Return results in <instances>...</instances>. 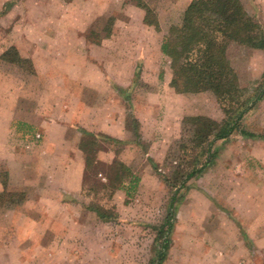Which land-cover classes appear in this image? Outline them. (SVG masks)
<instances>
[{"label":"rangeland","instance_id":"obj_1","mask_svg":"<svg viewBox=\"0 0 264 264\" xmlns=\"http://www.w3.org/2000/svg\"><path fill=\"white\" fill-rule=\"evenodd\" d=\"M68 1L76 5L67 11ZM142 1L159 24V28L153 26L161 36L165 29L168 36L173 25L182 23L192 0ZM241 1L264 31V0ZM85 2L98 11L81 36L97 41L110 32L112 18L125 19L126 6L133 1L0 0V54L5 49L11 51L10 60L0 59V103L25 108L27 114L39 109L38 102L34 103L38 80L31 59L39 48L35 45H41L45 57L66 60L70 49L65 43L71 36L57 30L56 25L84 24L90 13ZM229 53L239 82L235 88L237 105L245 107L253 102L255 106L245 114L239 130L216 142L215 164L189 181L180 203L173 204L175 190L165 185L156 169L155 179L148 175L146 183L139 186V182L128 196L127 189H114L120 183L114 173L121 177V168L103 165L90 168L85 190L59 195L48 187V178L41 177L37 159L24 157L23 168L34 180L20 182L15 176L11 181L9 175L8 190L14 195L0 207V264H158L163 243L158 234L171 212L174 226L163 238L169 240V250L161 264H264V95L257 100L264 89V50L234 43ZM16 54L32 56L22 57L25 61L19 64L12 61ZM163 63L164 72L165 67L172 71L169 56H164ZM142 69L140 66V74ZM138 85L142 92L150 89L142 81ZM190 94L172 102V109L183 108L186 117L225 119L222 104L212 90ZM47 97L43 96L44 102ZM73 131L79 139L83 137L79 129ZM189 131L183 119L180 137L170 144L167 154ZM33 137L28 129L24 139L13 134L12 150L28 154ZM114 148L121 163L146 168L144 147L116 144ZM171 163L175 166L174 158L161 163L160 172L170 174L174 170ZM12 169L18 171L15 166ZM22 194L25 199L20 201ZM28 199L32 205L24 207ZM89 206H97L106 217L102 219ZM23 213L31 219H23Z\"/></svg>","mask_w":264,"mask_h":264},{"label":"crops","instance_id":"obj_2","mask_svg":"<svg viewBox=\"0 0 264 264\" xmlns=\"http://www.w3.org/2000/svg\"><path fill=\"white\" fill-rule=\"evenodd\" d=\"M75 5L74 1L66 2V10ZM84 5L90 10L84 24L56 25L57 30L71 36L65 43L70 49L66 60L57 61L54 55L45 57L39 49L41 45H35L39 48L35 49L31 59L38 80L34 103L38 102L39 109L36 107V111L27 114L25 108L0 103V163L3 164L0 170L4 167L9 171L11 181L18 176L20 182H31L34 179L27 168H23L21 159L35 157L41 177L46 176L50 190L59 195L79 192L84 183L86 162L79 147L81 136L79 139V134L73 130L106 135L129 148L139 147L130 130L133 117L140 123L142 140L148 142L144 151L148 163L145 169L139 168L138 163L128 166L140 177L139 186L146 183L148 175L155 179L154 166L165 161L167 149L180 137L182 121L186 117L183 108L172 109V102L191 95L177 92L172 87V71L169 67H165L166 72L163 70L166 55L162 45L166 30L162 29L161 36V31L146 23L143 8L129 3L125 19H116L112 34L98 42L81 36L98 11L86 2ZM4 51L6 49L0 54L1 60ZM140 66L143 68L141 74ZM138 81L150 89L140 91ZM45 95H48L46 102L43 100ZM26 129L34 133V143L28 154L19 155L12 150V137L16 134L24 139ZM114 147L101 149L97 158L106 164L112 163L118 158ZM12 166L18 171L14 172ZM2 190L0 181V192ZM30 201L28 199L24 207L31 206ZM23 214L26 221L31 219ZM18 218L21 219V215Z\"/></svg>","mask_w":264,"mask_h":264},{"label":"trees","instance_id":"obj_3","mask_svg":"<svg viewBox=\"0 0 264 264\" xmlns=\"http://www.w3.org/2000/svg\"><path fill=\"white\" fill-rule=\"evenodd\" d=\"M131 1L146 11V23L159 28L152 9L144 1ZM115 21L116 18L111 19L110 32L97 40L98 42L112 34ZM234 43L264 50V31L260 23L246 11L241 0H192L184 12L182 23L173 25L168 36L164 39L162 50L171 58L172 87L180 93L201 92L210 89L220 100L226 114L222 121L204 115L185 117L184 124L189 126V135L181 136L176 144L170 147L165 159L166 162H170L174 158L175 166L171 163L174 170L170 174H166L160 172L159 165H155L156 172L159 173L165 185L175 190L174 205L184 199L185 191L189 188V181L202 175L215 163L218 156V152L214 150L216 142L239 130L241 120L255 106L253 102L245 107L244 105L238 106L235 100V88L239 82L236 72L231 66L229 53L230 47ZM12 49L15 50V48ZM10 52V50L4 52L2 58L10 60L8 58ZM12 61L20 64L25 60L16 54V58ZM262 80L264 82V75ZM263 95L264 89L257 95V100L261 99ZM130 130L133 141L147 150L139 132L140 123L134 117L131 120ZM82 132L83 137L79 147L84 153L86 162L82 190L86 189L88 171L92 166H118L122 173L121 177L119 172L114 173L117 178H120V183L114 189L125 188L130 196L131 189H137L140 177L117 158L110 164L97 158L98 151L108 146L120 145V142L106 135L98 136L86 130H82ZM8 180V171L1 169L0 181L3 190L0 192V207L5 200L10 202L14 195L8 190ZM103 186L105 187L104 184ZM22 196L20 201L25 199V195L22 194ZM89 208L96 211L102 219L106 217L97 206H89ZM173 217L174 213H169L167 223L161 226L158 234L163 240L158 252V264L165 261L169 250V240L163 238L169 230L171 232L174 226Z\"/></svg>","mask_w":264,"mask_h":264}]
</instances>
